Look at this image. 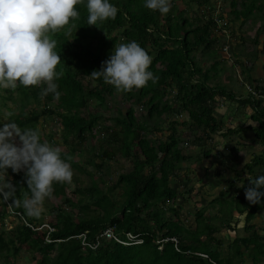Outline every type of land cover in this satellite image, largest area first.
<instances>
[{
	"label": "trees",
	"instance_id": "trees-1",
	"mask_svg": "<svg viewBox=\"0 0 264 264\" xmlns=\"http://www.w3.org/2000/svg\"><path fill=\"white\" fill-rule=\"evenodd\" d=\"M214 1L188 0L189 4L201 9L199 11L201 18L196 16L190 20L185 16L186 10H178L176 0H171V11L166 15L146 9L143 0H112V3L119 8L117 16L99 22L96 26H89L86 0H82L76 5L80 13L79 18L74 22L70 21L69 25L52 34V38L58 42L56 51L61 57L57 70L63 72V76L57 81L61 92L60 98L57 99L52 94L47 95L46 98L48 101L57 102L56 109L44 106L42 111L31 110L26 113L31 101L40 105V90L44 85L25 87L18 84L16 91L19 99L16 103L23 112L17 117L13 116V120L21 127H36L41 117L56 115L62 124L65 138L75 136L79 141L85 142L86 132L92 131L96 123L101 120L97 114L89 113L88 125H80L83 116L81 109L88 101L84 96L85 92H88L89 98L104 103L103 94L112 95L115 91L111 85L105 84L102 80H94L89 75L93 70L101 69L102 63L110 57L116 44L136 40L152 56L150 70L159 76V81L156 84L149 81L144 88L126 92L127 99L132 101L136 98L140 103L143 101L148 108V118L157 117L159 120L163 115L185 112L189 116L188 122L194 128L201 129L204 137L217 133L221 124L215 114L216 97L229 98L235 102L236 100L223 88L212 89L205 85L214 74L202 73V67L198 65L200 62L196 60L198 56L195 55L199 50L201 55H208L212 49V55L217 53L214 46L219 39L213 37V30L217 27L218 21H223L222 16L216 18L209 16L203 21L206 14L212 15ZM236 1L241 8L240 11L232 13L233 21L242 17L245 20L250 19L253 23L257 18L264 17V14L261 15L264 12V0H232L233 10L237 8ZM225 27L227 26L218 30L223 37H226L223 33ZM231 37L234 39L230 40ZM236 39L243 38L238 37V33L234 32L226 38L229 51L232 46L230 41ZM255 43H257L256 38ZM196 76L202 78V81L193 83ZM84 78L95 82L94 88L86 91L82 83ZM169 89L177 90L172 103L163 100ZM247 103L256 109L252 120L258 124V127L254 132L259 143L264 146V109L261 108V101L249 98L240 104ZM113 121L120 125L121 129L117 133L112 131L114 129L104 128L106 132L110 131L107 144L112 141L119 142L124 158L131 157V148L137 145L142 156L134 159L133 169L129 173L120 175L117 179V185L124 186L122 202L114 201L109 195L117 185L101 190L96 183H92L89 188L78 190L82 198L87 200L82 205V209L88 213L79 221H75L61 207H53L50 211L53 219L51 225L56 229L53 238L64 242L45 245L44 235L19 226L15 229L14 236L11 235L7 240L0 231V254L3 252L7 254L9 251L17 254L27 246L29 252L39 253L44 257L54 254L48 264H210L208 260L194 255L201 253L207 255L216 264H235L233 259L243 257L241 247L238 246L242 244L247 251H251L252 264L264 262V236L260 235L261 231H255L251 223L256 214L264 210V202L252 204L245 197H235L230 199V203L222 204L225 193L212 200L210 203L220 206L218 214L222 215V218L215 217L212 221H219L220 226L228 229L234 221L233 211H235L238 215H245L244 230L251 234L234 240V256L233 254L223 256L218 250H211V243L214 242L219 246L222 242L218 236L215 237V234L220 233L219 225L204 224L203 211L196 214L198 222L203 223H199L194 232L183 228L179 221L165 218L166 210L175 217L179 215L181 193L178 188L170 184L173 178L176 179L178 176L181 164L188 159L179 149V136L174 127L177 123L173 122L168 127L171 131L165 136L166 138L162 139L160 136L150 141L145 135L154 128L159 129V125L149 128L145 126L146 124H136L132 110L125 116L120 113ZM234 133L232 130L228 131L230 135ZM114 158L113 150H105L99 155L101 161ZM71 166L77 167L72 163ZM253 167L264 170V152L255 159L253 166L249 167L250 173ZM11 176L12 178L8 180L17 188V196L22 200L28 192L25 173L14 172ZM247 184L244 189L249 186V181ZM229 185L233 186L234 182H230ZM66 187L67 183L56 184L54 194L64 195ZM168 203H171L172 207H168ZM13 207L26 216L22 207ZM5 208L7 209L6 204ZM4 212L6 213L5 209ZM2 214L0 212V219L3 217ZM26 218L34 223L39 220L36 217L26 216ZM108 228L114 229L120 242H126V233H132L143 239V244L129 246L116 241L101 240L98 235ZM262 231L264 232V229ZM83 233H85V247L82 244L83 238L82 243L81 239L77 238ZM202 237H205V240H202ZM172 238L178 240L176 246L183 253L178 252L175 243L169 240L162 245L156 243ZM159 247H162V250H159ZM186 252L191 254L188 256Z\"/></svg>",
	"mask_w": 264,
	"mask_h": 264
},
{
	"label": "clouds",
	"instance_id": "clouds-1",
	"mask_svg": "<svg viewBox=\"0 0 264 264\" xmlns=\"http://www.w3.org/2000/svg\"><path fill=\"white\" fill-rule=\"evenodd\" d=\"M81 2L82 0H0V88L14 89L18 84L25 87L44 85L40 90L42 97L52 94L55 98H60L61 92L57 81L63 76V72L57 70L61 57L56 51L58 42L52 38V34L69 25L70 21L74 22L79 18L80 13L76 5ZM143 6L150 11L166 15L171 11V0H143ZM86 7L89 26L114 19L119 12V8L112 0H86ZM223 26L228 25L225 23ZM223 26L219 21L213 35L219 34L223 37L218 32ZM223 33L226 35L225 39L231 34V32L227 34L226 29ZM225 47L229 53L226 42L222 45L221 51L225 52ZM151 64L152 56L149 52L138 41L131 40L116 44L110 57L102 63L101 69L93 70L89 76L111 85L117 92H131L133 89L144 88L149 81L152 84L158 83L159 76L150 70ZM6 115L9 118L0 122L2 219L5 222L8 217L19 222L18 225L22 228L44 235L45 245L64 242L53 238L56 229L51 223L41 224L40 220L36 223L30 222L26 216L40 217L46 210V200L53 196L54 186L58 183L72 182L71 158H65L60 147L42 140L39 128L21 127L11 119L12 113ZM160 129L161 127L157 130ZM223 147L224 145H221L219 148ZM9 168L13 172L23 170L25 173L28 192L22 200L17 196V188L6 178ZM245 197L252 204L264 202V170L258 171L257 175L249 180ZM11 205L22 207L26 216ZM108 229H111L120 240L113 228ZM80 236H85V233L77 238ZM101 240L115 241L106 238ZM140 240L142 243L137 246L143 244V239ZM166 240L170 239L156 243L162 245ZM176 248L178 252L183 253L177 246ZM188 253L190 252H186V255L189 256L191 253Z\"/></svg>",
	"mask_w": 264,
	"mask_h": 264
},
{
	"label": "rangeland",
	"instance_id": "rangeland-1",
	"mask_svg": "<svg viewBox=\"0 0 264 264\" xmlns=\"http://www.w3.org/2000/svg\"><path fill=\"white\" fill-rule=\"evenodd\" d=\"M217 1V2H216ZM231 1L232 0H215L213 3L214 11H212V15L206 14L205 17H203V21H206L209 16L212 17H219L222 16L223 21H220V25L223 26L225 23H227V27H225L227 34H230V32H234L235 34L238 33V37L241 36L243 39L235 41H230L232 45L234 44V48L236 47L240 49H245L244 54H242L246 59L244 61H251L252 56H249L250 54L253 55V52L255 51H263L264 47V30L258 32H252L250 33L247 29L249 24L252 25V29H258L259 25H262L264 27V20H257L253 23H250L249 20H245L242 17L239 19H235L233 21V12L240 10L239 2H237L236 6L237 8L233 10L231 8ZM176 5L178 10H186L187 14L185 15L187 18L192 20L194 17L198 16L201 18V15L199 16V9H197L196 5L189 4L188 0H176ZM207 13V10L204 9ZM202 14V12H201ZM264 14V13H262ZM256 15V14H255ZM260 16V15H257ZM236 36V35H235ZM213 37L218 38L221 45L225 44L226 39L224 37H221L219 34H214ZM255 38L257 39V43H255ZM234 37H231L230 40H233ZM240 42V43H238ZM242 46V48H241ZM249 49L251 51L249 52ZM200 51L197 52L195 55L200 57L196 58L197 61H207L208 64L213 62L214 60L219 64L220 67L223 68V72L225 73L226 69L228 68L227 75L235 74V70H237V67H234V60L232 58V54L230 55L227 52L221 51L220 53H216L215 57H209L208 55H201ZM249 53V55H247ZM246 54V55H245ZM258 58H261V60H264V52L258 53L257 58L254 61L248 62L247 64L255 65L257 62L256 60ZM235 59V58H234ZM264 63V62H263ZM199 67L201 65L198 63ZM209 67V65H207ZM264 66V65H263ZM62 70H64L63 67H61ZM245 69V68H244ZM260 69V68H259ZM202 68V72H203ZM246 70V69H245ZM262 75H264V68L261 70ZM217 79L214 80V82ZM84 85V89L86 91L91 90L95 86V82H91L88 78H84L82 81ZM212 83V82H210ZM18 86V85H17ZM17 88V87H16ZM16 88H0V122L6 121L9 117L6 115V113H12L11 119H13V116H18L23 111L19 108L18 103H16L19 99V94L16 91ZM12 89V90H11ZM173 89H169L167 96L164 97L163 100H167L168 102L172 103L174 101L175 95ZM247 90V89H246ZM9 91V92H8ZM12 91V92H11ZM229 91L226 89V93ZM135 93V91H134ZM248 93V92H247ZM84 96L88 99L87 104L84 108L81 110L83 111V116L80 121V125H88V122L90 121V118L88 117L89 113L97 114L101 117V120L96 123L95 127L92 131L86 132V140L85 142L79 141L75 136H67L65 138V134L62 128V124L60 122V119L55 116L45 115L41 117L37 124L36 128H39L42 136V140L48 141L54 146H58L62 150V155L64 157H70V162L74 165H77V167H73V179L71 183H67V187L65 189L64 195H55L53 193V196L46 200L45 202V212L40 216L36 217L40 220L39 223H47L50 224L53 222V219L51 217L50 211L53 207H61L68 213L75 221H79L81 218H83L86 213L82 209V205L87 202L86 199H83L81 196V193H78L79 189H85L89 188L92 183H96V186L101 190H106L108 187H111L113 185H117V179L120 175L127 174L133 169V161L134 159L139 156L142 157L140 154V150L137 147V145H134L131 148V157L124 158L121 153V145L119 142H110L107 144L109 132H106L104 128H110L114 129L112 131H116L117 133L120 131L121 127L118 125L114 119L119 117V114L122 113L123 116L125 114L132 110L136 124H146L148 126L151 125H159L161 127L162 131V139L166 138L165 136H168L165 132L171 131L167 129L169 126H171V123L175 122V116L172 114L170 116L163 115L159 120H157V117L148 118L147 117V111L148 108L145 106L144 102L142 103L137 102V99L129 100L127 99L126 92H117L114 91L112 95H109L108 93H104V103H98L95 99L89 98L88 92H85ZM263 96V95H262ZM217 100H220V102H224L225 106L230 107L231 109L235 108V101H231L229 98H223L220 96L216 97ZM264 98V97H259ZM258 98V99H259ZM15 100V101H14ZM56 101H48L46 96L42 97L40 96V105H37L34 102H30L27 106L26 113H29V111L34 110L36 112L42 111L43 107L46 106V108H50L55 110L56 109ZM226 108H224L225 110ZM218 114V113H217ZM225 115L230 116L229 112ZM228 118V117H227ZM167 119V120H165ZM180 120H183L184 117L178 118ZM177 121V120H176ZM230 122V120L228 121ZM176 130L177 126L180 125V122H176ZM228 125L232 126L231 122L228 123ZM103 127V128H101ZM192 129V130H191ZM194 127L190 124L184 126L183 131H188L187 136L181 137L182 144L186 141L188 137L194 136L197 132H195ZM195 132V133H194ZM152 132H149L145 135L147 140L154 139L153 135L150 134ZM103 134V136H102ZM178 136L181 135V133H176ZM157 135V134H156ZM160 137V136H157ZM157 143V141H155ZM157 145V144H155ZM111 146V147H110ZM110 151L113 150L115 153V158L112 160H104L101 161L99 159V155L102 154L104 151ZM200 157V156H199ZM101 163H103L101 165ZM100 166V167H99ZM20 172H24L23 170ZM14 173L11 168L7 170L6 178L11 179V174ZM179 174L181 172L179 171ZM182 175V174H181ZM172 183V182H171ZM180 187L179 191L182 192L181 200H184V202H180V213L178 217H175L169 210H166L165 218L169 219L171 221H179L183 228L190 229L191 231H195L197 228V225L200 223L197 220V215H194L196 211L199 209L203 211V219L204 224H210L214 223L215 226L219 225V221H212V218H222L221 213L218 214V210L220 206L218 207L216 204H211L210 200L201 201V195L200 193H194V189L192 192H186V188H182L183 180H179L175 182V184ZM239 183V182H238ZM172 185V184H170ZM243 188L248 185L247 183H240ZM237 189H239L238 186H236ZM124 186L123 185H117L116 189L111 192L110 197L114 201L122 202V193H123ZM237 189H232L231 191H224L222 193H225V197L223 198L222 204L225 202L230 203V199H232L233 193L237 191ZM218 196V195H217ZM214 196V197H217ZM81 199V200H80ZM80 200V201H79ZM168 207H172V204L170 203ZM2 210V202L0 200V211ZM234 212V216L237 217V222L232 221L231 225L227 229V227L224 228V226L219 225V231L220 233L215 234V237H219L221 239V244L218 246L216 243L210 244L211 250H218L223 256L227 254H233L234 256V250L235 245L233 244L234 240L237 238H243L247 237L251 233H248L244 230L245 226V215H238L236 216V212ZM90 213V211H89ZM240 216V217H239ZM29 217V216H28ZM234 219V218H233ZM19 222L14 221L13 219H10L6 217L5 222L0 220V230L2 233H4V238L7 240L11 237V234L13 235L15 232V228L18 227ZM203 223V222H201ZM200 223V224H201ZM254 226V229L256 231H261L264 229V210L258 212L255 217V221L251 222ZM263 233V234H262ZM261 236H264V232H260ZM202 240H205V237L201 238ZM238 246L241 247L240 251L242 252L243 257L235 258L234 263L235 264H252V257L250 256L251 251L246 250L242 244H238ZM159 249H162V247H159ZM54 254L50 257H44L41 256L39 253H31L28 251L27 246H24L20 252L17 254H13L12 251H9V253L5 254L4 252L0 254V264H39L40 262L44 263H50L52 257ZM233 258V257H231ZM211 264V263H210ZM260 264H264V262H261Z\"/></svg>",
	"mask_w": 264,
	"mask_h": 264
},
{
	"label": "crops",
	"instance_id": "crops-1",
	"mask_svg": "<svg viewBox=\"0 0 264 264\" xmlns=\"http://www.w3.org/2000/svg\"><path fill=\"white\" fill-rule=\"evenodd\" d=\"M259 19L264 20V17ZM262 28V25H259L258 29H252L251 24H249L247 27L250 33L258 32V30L261 31ZM221 47L222 45L220 42L216 43L214 46L215 50L218 54L220 53V55ZM212 50H210L208 55L210 54L209 57L214 58L215 55L211 54ZM250 51L251 49H249V52ZM244 52L245 49H240L239 46L238 48L236 47V49L234 48V44L231 46V51L229 54H232L230 55L234 60V67H237V70H235V74H233V76L227 75L228 68H225L226 71L224 73L223 68L220 67L215 60L210 64L207 63L208 60L199 63L204 69L203 72L201 71L202 73H210L211 75L214 74V76L211 77L205 85L212 89L223 88L225 91L228 89L229 91L227 92L229 93L227 94L232 95L236 100V102H233L235 103V108L231 109L230 107L225 106L224 102H220V100H217L216 98V101L214 102L215 114L217 115L219 123L221 124L220 130L217 131V133L211 136L206 135L204 137V133L201 129L194 128L193 130L197 133L194 136L188 137L184 144H182L181 142L183 139L181 140V137H183V135H188V131H183V129L184 126L190 124L188 122L189 116L185 112L172 114L176 117L174 121L180 122V125L177 126V132L181 133V135H179V149L181 154L185 157H188V159L181 164L180 172L182 175L178 172L177 175L179 177L177 176L176 179L173 178L171 184L174 188L180 189V187L177 185V183L175 184V182H177L178 179L181 181L183 180L182 188H186V192H192L193 189L194 193L199 192L201 195V201L210 199L214 200L216 198L214 196H219L226 190L231 191L234 189V187L237 189L236 186H238L239 189L233 193L232 197H245V187L243 188L239 184L247 183V181L257 175L258 171L262 170L261 168L253 167L251 170L252 172L250 173L249 171V167L253 166L255 159L264 152V146L259 143L254 132V129L258 127V124L252 120V118L255 116L256 109H254V107L249 103L244 105L240 103H242V101H246V99L252 98V96H250L246 90V87L249 85L264 95V75L261 73L262 68H264V60L258 58L255 65H250V67L249 64H247L248 62L254 61L257 58L258 53L264 52V49L262 52H253V55H249V53H247V55L252 56L251 61H244V59H246V57L242 55ZM207 65H209V67ZM215 79L217 80L214 82ZM201 81L202 78L196 76V78L193 80V83ZM174 91V95L176 96L177 90L174 89ZM255 100L261 101V108L264 109V98H256ZM175 107H177V105ZM224 108L226 109L224 110ZM228 112L230 116L225 115ZM181 116L184 117L183 120L178 119ZM229 120L232 126L228 125V123H230L228 122ZM182 123L185 124L182 125ZM174 127L176 128V125ZM230 130L234 131L235 133L233 135L228 134V131ZM151 132L154 139L157 138V136H162L161 130H155L154 128ZM165 133L168 134V132ZM185 144H187V146ZM221 145H224L222 149L219 148ZM232 181L234 182V185L230 186L229 183ZM180 193L182 197L183 193ZM179 199L180 202H184V200H181V198ZM212 200H210V202ZM200 211L201 210L199 209L194 215ZM236 216H238V214ZM233 218L235 222H237V217L234 216V213ZM254 221L255 219L253 222Z\"/></svg>",
	"mask_w": 264,
	"mask_h": 264
},
{
	"label": "built area",
	"instance_id": "built-area-1",
	"mask_svg": "<svg viewBox=\"0 0 264 264\" xmlns=\"http://www.w3.org/2000/svg\"><path fill=\"white\" fill-rule=\"evenodd\" d=\"M217 24H219V21H218ZM227 49L228 48L225 47L224 51L226 52ZM246 89H247V92L250 94V96H252L251 99H253V100H255L256 98H259V97H264L263 94H261L257 89L252 88L250 85L247 86ZM82 238H83V243H82ZM99 238L100 239L101 238H106V239H109V240L113 239V240H115L118 243H121V244H124V245L126 244V245H129V246L130 245H137V244H141L142 243V240H140L138 235H133V234H129V233L126 234V242H122V241L120 242V240H118L115 237V235L113 234V231L111 229L106 230ZM79 239H81V243L84 245L83 247H85V236H80ZM167 241L168 240H166V242ZM169 241L174 242L175 243V247H176V245H177V240L176 239H170ZM176 250H177V248H176ZM188 254H190V253H188ZM194 255L197 256V257H200L202 259L208 260L211 264H216V263L212 262L208 258V256L205 255V254L195 253Z\"/></svg>",
	"mask_w": 264,
	"mask_h": 264
},
{
	"label": "water",
	"instance_id": "water-1",
	"mask_svg": "<svg viewBox=\"0 0 264 264\" xmlns=\"http://www.w3.org/2000/svg\"><path fill=\"white\" fill-rule=\"evenodd\" d=\"M263 234V233H262Z\"/></svg>",
	"mask_w": 264,
	"mask_h": 264
}]
</instances>
